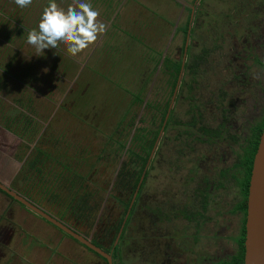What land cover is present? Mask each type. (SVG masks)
I'll use <instances>...</instances> for the list:
<instances>
[{
    "label": "rangeland",
    "instance_id": "rangeland-1",
    "mask_svg": "<svg viewBox=\"0 0 264 264\" xmlns=\"http://www.w3.org/2000/svg\"><path fill=\"white\" fill-rule=\"evenodd\" d=\"M48 2L0 0V182L112 264H147L149 254L164 262L195 227L201 235L191 248L207 253L212 228L241 199L231 171L242 141L231 127L247 110L237 89L225 90L233 68L224 69L230 47L218 45V18L264 0H85L107 29L75 57L63 44L42 53L27 43ZM56 3L66 10L71 0ZM187 26L185 64L196 65L172 97ZM229 144L231 159L221 155ZM150 207L160 218L151 244ZM0 264L106 262L0 192Z\"/></svg>",
    "mask_w": 264,
    "mask_h": 264
},
{
    "label": "flooded vegetation",
    "instance_id": "flooded-vegetation-1",
    "mask_svg": "<svg viewBox=\"0 0 264 264\" xmlns=\"http://www.w3.org/2000/svg\"><path fill=\"white\" fill-rule=\"evenodd\" d=\"M193 13L196 18L199 15V10H197V12L193 11ZM193 13L190 14V16L187 19L189 21L188 22L189 25ZM218 20H224L223 21L224 34H220V36L222 35L221 37L223 38V40L219 41L218 45L226 46L227 44L230 47V50L226 55H224V59L222 60L223 62H226L223 63L224 69L229 71V67L233 68L232 71L228 73L229 75L227 76V79L229 80V83H227V85L225 86V90L227 93H229V89L231 88L237 89L238 92L237 93L234 92L235 101L239 102L238 101L239 97H242L243 100L242 103L247 106L246 114L245 116L242 117V120L244 122L241 124V126H238V128L235 127V125L231 127L232 130L239 129V134H238L239 136L235 135V139L242 141L240 150L238 152L240 157L239 160H237L234 169H232L231 174L239 175L241 177L245 172L243 157L245 154L249 153L248 146L249 143L251 142L252 133L257 127H261L262 129L264 125V100L262 102H258L260 99L259 96H262V98L264 99V4L263 5L260 4L258 6H252L250 2H247L245 3V5L241 6L239 10H229L227 13L220 16ZM186 29H185L186 32L188 31L187 35H185L186 32L185 33L181 32L183 37L182 40L183 44L181 48L182 56L179 62L177 63L179 65L178 72L176 74L177 78L178 76L181 77L182 72L184 71L185 73L187 72L189 64L191 63L190 62L188 64H185L187 61V53H188L187 40L189 37V26H187ZM184 46H185V50H184ZM195 65L196 62H194L193 64L191 63L192 67H194ZM197 67L198 66H196V68ZM179 69L181 70L179 71ZM194 70H195L194 72L195 74L196 69ZM231 76L233 80L230 78ZM178 84L176 86L175 83L176 90ZM176 90H175V94H176ZM255 96L257 97V102L254 100ZM166 113L163 116V120ZM168 114L169 111L167 113V117ZM254 119H256V122H254ZM155 140L156 139H154V142ZM230 147L231 144H229V146H226V148L223 147L221 151V155L226 153L227 158L230 159L233 158V153H231ZM148 157L146 158L145 164L147 163ZM252 158H251V163H252ZM145 164L142 173H144L145 171ZM228 166H230V164ZM250 169H251V165H250ZM240 177L238 180L239 182L242 181L241 180L242 178ZM248 179H249V174H248ZM238 181L236 183V186L239 190L238 195L240 196L241 199L240 201L234 202L232 208H228L229 210H226V213H222L220 216V221L218 222L217 225H214V227L212 228L211 235L214 237L212 242L213 248L210 249V247L208 246L206 250L207 253L200 252L199 249L192 250L191 247L196 246L195 241L198 239L196 235L198 234L199 239L201 235V234L199 235L198 232L200 228L197 229L195 227L193 230L194 231L193 235H191V232L188 234L190 236L188 235L183 236L182 234H180L179 240H181L182 245L179 246V248L177 249L176 248L173 249L172 251L174 252V255L171 256L168 260H166L167 258H165L164 262L161 254V258L159 259V262L157 264H240V260L242 263L244 223H245V214H246V194H247L248 181L246 186L245 197L241 194ZM133 196H135V194ZM128 206H126V215L128 214L127 212H129ZM148 212H149V224L145 239H147L148 242L150 241L151 244L153 243L154 240L157 239L155 233L156 227L155 225H153L154 220L159 221L160 218L158 215L157 216L153 215L152 207L149 208ZM204 220H205L204 223L208 221L205 217ZM195 224H197V221H195ZM199 224L200 223H198V225ZM232 232L233 235H231ZM164 249L165 250L168 249L167 245L164 246ZM149 255H150L149 261L147 264H155L151 259L152 257L151 254ZM100 258L103 259L102 257ZM103 260L105 261V259Z\"/></svg>",
    "mask_w": 264,
    "mask_h": 264
},
{
    "label": "water",
    "instance_id": "water-1",
    "mask_svg": "<svg viewBox=\"0 0 264 264\" xmlns=\"http://www.w3.org/2000/svg\"><path fill=\"white\" fill-rule=\"evenodd\" d=\"M185 46H184V50H185ZM178 81H179V76L177 78L176 86L178 84ZM176 86L173 91V96L175 94ZM169 107L167 109V113L169 111ZM167 113L164 117L162 124L165 123V120L167 118ZM160 132H158V136ZM158 136L154 142V145L157 143ZM152 151L153 149L151 150V153ZM149 158L150 155L148 157L147 163L149 161ZM147 163L145 164V167L147 166ZM141 178L139 179L138 184L140 183ZM0 192L4 193L9 198L14 200L15 202H17L27 210L31 211L36 216L43 219L50 225L54 226L56 229L66 234L67 236H69L70 238H72L73 240H75L76 242H78L88 250L92 251L96 255L105 259L106 264H111V258L109 254H106L101 249L91 244L89 240L77 234L71 228L67 227L66 225L56 220L52 216L48 215L42 209L31 203L24 197L13 192L11 189H9L1 182H0ZM130 205L131 204H129L128 209ZM118 236L119 233L117 237ZM242 264H264V125L261 129L257 146L252 158L251 169L248 179Z\"/></svg>",
    "mask_w": 264,
    "mask_h": 264
},
{
    "label": "clouds",
    "instance_id": "clouds-1",
    "mask_svg": "<svg viewBox=\"0 0 264 264\" xmlns=\"http://www.w3.org/2000/svg\"><path fill=\"white\" fill-rule=\"evenodd\" d=\"M20 8L28 7L32 0H14ZM100 13L85 0H71L67 9L60 8L56 0L44 7L38 27L28 31L27 43L38 52L66 46L67 53L75 57L95 44L107 25L98 20Z\"/></svg>",
    "mask_w": 264,
    "mask_h": 264
},
{
    "label": "trees",
    "instance_id": "trees-1",
    "mask_svg": "<svg viewBox=\"0 0 264 264\" xmlns=\"http://www.w3.org/2000/svg\"><path fill=\"white\" fill-rule=\"evenodd\" d=\"M185 29L184 28V32H185ZM176 67V69L174 68ZM178 68H179V65L175 64L173 65V70L175 71V73L177 74L178 72ZM163 118V116H162ZM161 118V119H162ZM263 123V122H262ZM260 131H261V127H257L253 133H252V138H251V142L249 143V153L248 154H245L244 157H243V162H244V174L240 177L242 178L241 180L242 181H238L239 178L235 181L237 183V181L239 182V188H240V191H241V194L245 197V194H246V186H247V181H248V174H249V170H250V165H251V158H252V155L255 151V148H256V144H257V139H258V136L260 134ZM139 159V158H138ZM146 162V158H141V167H140V170L138 172V174L136 175L137 177L139 176V174L141 173V171L143 170V166ZM241 165V164H240ZM95 246V245H94ZM240 264L241 263V260H240Z\"/></svg>",
    "mask_w": 264,
    "mask_h": 264
}]
</instances>
